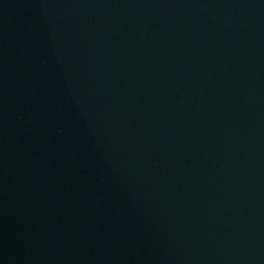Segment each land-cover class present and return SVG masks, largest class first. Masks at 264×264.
Here are the masks:
<instances>
[{
	"label": "water",
	"instance_id": "obj_1",
	"mask_svg": "<svg viewBox=\"0 0 264 264\" xmlns=\"http://www.w3.org/2000/svg\"><path fill=\"white\" fill-rule=\"evenodd\" d=\"M0 264H264V0H0Z\"/></svg>",
	"mask_w": 264,
	"mask_h": 264
}]
</instances>
